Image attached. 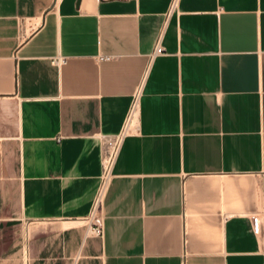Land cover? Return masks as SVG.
<instances>
[{
    "label": "crops",
    "instance_id": "crops-1",
    "mask_svg": "<svg viewBox=\"0 0 264 264\" xmlns=\"http://www.w3.org/2000/svg\"><path fill=\"white\" fill-rule=\"evenodd\" d=\"M168 1L0 0V264H264V0Z\"/></svg>",
    "mask_w": 264,
    "mask_h": 264
},
{
    "label": "built area",
    "instance_id": "built-area-1",
    "mask_svg": "<svg viewBox=\"0 0 264 264\" xmlns=\"http://www.w3.org/2000/svg\"><path fill=\"white\" fill-rule=\"evenodd\" d=\"M56 1V0H51ZM176 0H169L166 8V12L173 9ZM163 51L158 38L155 39L151 54L160 53ZM61 59L60 56L53 58L55 62ZM143 79V72L138 78V81L133 86L128 104L125 112L122 116L121 122L118 128L109 134H103L98 136L99 142V172L97 175V181L93 190L89 208L83 216L79 218L80 223L84 226L86 233L100 234L102 223V204L106 193L108 181L111 176V167L114 160L115 153L117 151L121 138L132 131L137 129V116H138V98L141 91Z\"/></svg>",
    "mask_w": 264,
    "mask_h": 264
},
{
    "label": "rangeland",
    "instance_id": "rangeland-1",
    "mask_svg": "<svg viewBox=\"0 0 264 264\" xmlns=\"http://www.w3.org/2000/svg\"><path fill=\"white\" fill-rule=\"evenodd\" d=\"M80 222V221H79Z\"/></svg>",
    "mask_w": 264,
    "mask_h": 264
}]
</instances>
